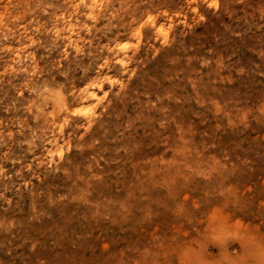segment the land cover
<instances>
[{
	"label": "rangeland",
	"instance_id": "rangeland-1",
	"mask_svg": "<svg viewBox=\"0 0 264 264\" xmlns=\"http://www.w3.org/2000/svg\"><path fill=\"white\" fill-rule=\"evenodd\" d=\"M0 264H264V0H0Z\"/></svg>",
	"mask_w": 264,
	"mask_h": 264
}]
</instances>
